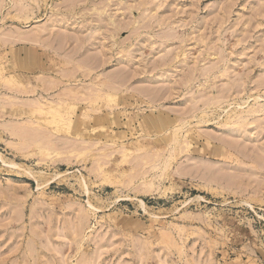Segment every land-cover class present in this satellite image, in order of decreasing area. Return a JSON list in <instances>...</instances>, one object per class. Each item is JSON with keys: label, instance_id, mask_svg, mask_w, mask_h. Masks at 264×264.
<instances>
[{"label": "rangeland", "instance_id": "rangeland-1", "mask_svg": "<svg viewBox=\"0 0 264 264\" xmlns=\"http://www.w3.org/2000/svg\"><path fill=\"white\" fill-rule=\"evenodd\" d=\"M0 264H264V0H0Z\"/></svg>", "mask_w": 264, "mask_h": 264}, {"label": "bare ground", "instance_id": "bare-ground-1", "mask_svg": "<svg viewBox=\"0 0 264 264\" xmlns=\"http://www.w3.org/2000/svg\"><path fill=\"white\" fill-rule=\"evenodd\" d=\"M1 157V156H0Z\"/></svg>", "mask_w": 264, "mask_h": 264}]
</instances>
